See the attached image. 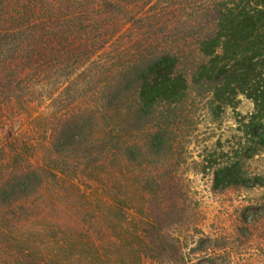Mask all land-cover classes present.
<instances>
[{
	"label": "trees",
	"instance_id": "obj_1",
	"mask_svg": "<svg viewBox=\"0 0 264 264\" xmlns=\"http://www.w3.org/2000/svg\"><path fill=\"white\" fill-rule=\"evenodd\" d=\"M193 93L215 117L250 100L239 127L264 146V0H0V132L32 122L0 139V264H201ZM209 154L215 189L264 187Z\"/></svg>",
	"mask_w": 264,
	"mask_h": 264
},
{
	"label": "rangeland",
	"instance_id": "obj_2",
	"mask_svg": "<svg viewBox=\"0 0 264 264\" xmlns=\"http://www.w3.org/2000/svg\"><path fill=\"white\" fill-rule=\"evenodd\" d=\"M45 105L34 106L32 112L36 115ZM187 109L189 117L179 128L184 158L180 172L196 205L189 233L193 258L201 264H264V187L215 189L214 170L207 160L209 153L238 155L247 176H264V146L247 140L238 120L252 112L254 104L241 97L237 110L227 109L215 117L207 98L193 93ZM31 124L28 115L21 120L10 118L3 125L0 139L29 136ZM247 147L257 148V153L247 156Z\"/></svg>",
	"mask_w": 264,
	"mask_h": 264
}]
</instances>
